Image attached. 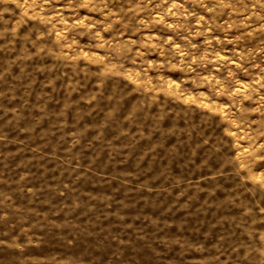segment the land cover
<instances>
[{
	"label": "rangeland",
	"instance_id": "1",
	"mask_svg": "<svg viewBox=\"0 0 264 264\" xmlns=\"http://www.w3.org/2000/svg\"><path fill=\"white\" fill-rule=\"evenodd\" d=\"M0 264H264V0H0Z\"/></svg>",
	"mask_w": 264,
	"mask_h": 264
}]
</instances>
